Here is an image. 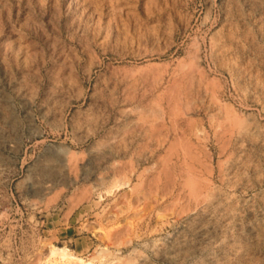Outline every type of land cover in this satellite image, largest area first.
Instances as JSON below:
<instances>
[{
	"label": "rangeland",
	"instance_id": "374dc122",
	"mask_svg": "<svg viewBox=\"0 0 264 264\" xmlns=\"http://www.w3.org/2000/svg\"><path fill=\"white\" fill-rule=\"evenodd\" d=\"M58 248L264 264V0H0V264Z\"/></svg>",
	"mask_w": 264,
	"mask_h": 264
},
{
	"label": "bare ground",
	"instance_id": "6f19581e",
	"mask_svg": "<svg viewBox=\"0 0 264 264\" xmlns=\"http://www.w3.org/2000/svg\"><path fill=\"white\" fill-rule=\"evenodd\" d=\"M4 98V97H3ZM53 248V247H52ZM51 250V249H50ZM62 249H60V251H61ZM64 250V249H63ZM58 251H59V248H58ZM57 251V249H52V253H56V252H58ZM59 251V252H60ZM64 251H66V250H64ZM63 252V251H62ZM50 253H51V251H50ZM66 253H67V251H66ZM66 253H63V256L65 257V259L67 258V256H69L68 257V259H69V261L70 260H75V261H77V263L78 264H85V260H83L82 258H79V257H75V256H73V254L72 255H70V253H69V255L68 254H66ZM60 254H61V257L63 258V256H62V253L60 252Z\"/></svg>",
	"mask_w": 264,
	"mask_h": 264
}]
</instances>
